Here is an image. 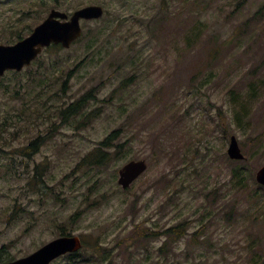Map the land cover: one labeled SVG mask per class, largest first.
Returning <instances> with one entry per match:
<instances>
[{
    "label": "rangeland",
    "instance_id": "rangeland-1",
    "mask_svg": "<svg viewBox=\"0 0 264 264\" xmlns=\"http://www.w3.org/2000/svg\"><path fill=\"white\" fill-rule=\"evenodd\" d=\"M241 1L0 0V44L52 9L106 10L21 82L0 81V264L63 232L84 250L54 264H264V0ZM92 90L84 114L63 122L61 104ZM113 132L106 164L85 161ZM232 136L245 161L228 157ZM38 138L36 156H20ZM132 160L148 169L122 190ZM182 224L183 237L166 234Z\"/></svg>",
    "mask_w": 264,
    "mask_h": 264
},
{
    "label": "water",
    "instance_id": "water-1",
    "mask_svg": "<svg viewBox=\"0 0 264 264\" xmlns=\"http://www.w3.org/2000/svg\"><path fill=\"white\" fill-rule=\"evenodd\" d=\"M104 15L101 6H88L76 11L70 20L68 15L53 11L50 17L32 35L14 46L0 45V76L7 71H22L30 66L32 61L42 52L43 48L52 43L62 44L69 48L73 42L82 36L81 20L99 19ZM228 155L232 160H244L245 156L239 146L238 140L232 136ZM144 160L131 161L119 171L118 184L129 188L146 170ZM256 180L264 186V166L256 173ZM82 248L78 237H62L54 240L35 253L5 264H51L55 259L67 253L78 252Z\"/></svg>",
    "mask_w": 264,
    "mask_h": 264
},
{
    "label": "trees",
    "instance_id": "trees-1",
    "mask_svg": "<svg viewBox=\"0 0 264 264\" xmlns=\"http://www.w3.org/2000/svg\"><path fill=\"white\" fill-rule=\"evenodd\" d=\"M246 1L247 0H242L241 3L244 4ZM262 11L263 10L261 8L260 11L257 13V15H259ZM103 32H104L103 29L99 32H98V30L96 31L94 37H96L97 39L91 40V46L92 47H95V48L97 47L101 37L103 36ZM81 40L82 39H80L79 41H81ZM53 49L59 50V47H53ZM46 69H49V67H47ZM52 70L54 71L53 66H50L49 71H52ZM70 74H71V72H70ZM11 75L18 77L19 82L22 81L23 73L12 72ZM4 80L5 79L3 77L0 78L1 83ZM31 80H33V79H31ZM125 83H127V81ZM254 90H255V84L252 83L251 84V91H254ZM4 91H6L5 88H4ZM17 93H18V91H17ZM95 97L96 96L94 94V90H92V91H89L86 94H84L78 100L72 101L68 106L61 104L60 118L62 119L63 122L68 123V122H70V120L74 119L75 117L83 115L84 111L88 107L89 101L94 99ZM18 119H19L18 122H21L22 118L18 117ZM6 123H7V121H6ZM9 125L11 127H14L15 122L13 120H11L9 122ZM85 125H86V123H83V126H85ZM116 135H117V132H113L109 137H107L103 142H101L99 144V147L96 150H94V152L89 157H87L85 161H87L91 165H95V166L96 165H105L106 162L110 158V155L108 153V149H110V146L113 145L112 142L115 140ZM40 143H41L40 140L33 141L29 147L21 149L20 151H18L20 153V156H22L24 158H29L31 155H33L34 153L37 152L38 146L40 145ZM35 176L39 177L38 175H35ZM244 178H245V173H244L242 167H239V168L234 170V179H237V184H241V187L246 188ZM143 231H144L143 234H145L146 230L144 229ZM186 231L187 230L185 228V225L182 224V226L173 227V228L167 230V235L176 236L179 238V237H183L186 234ZM152 235H154V234H152ZM99 247L100 246H97L96 249H99ZM77 257H79L78 254L70 255L68 258L70 260H73V259H76ZM5 261L6 260H4L3 262H5Z\"/></svg>",
    "mask_w": 264,
    "mask_h": 264
},
{
    "label": "flooded vegetation",
    "instance_id": "flooded-vegetation-1",
    "mask_svg": "<svg viewBox=\"0 0 264 264\" xmlns=\"http://www.w3.org/2000/svg\"><path fill=\"white\" fill-rule=\"evenodd\" d=\"M13 1H15V0H3L2 4L6 6V5H9L10 3H12ZM16 1H18V0H16ZM32 2H33V3H37V1H32ZM33 5H38V4H33ZM17 10H19V9H17L16 7H11L10 9H7L5 12H3V15H4V19H3V20H5V22H3V23H4L6 26H10V25H11L10 18H9V16H8V13H10V12H14V11H17ZM31 31H32V28L28 27V28H27V35H28L29 32H30V34H31ZM30 34H29V35H30ZM27 35H26V36H27ZM26 36H25V37H26ZM16 39H17V41L23 39V34H22V33H19ZM15 43H16V42H15ZM10 44H14V43H12V42H8L7 45H10ZM35 156H36V155L32 156V157L30 158V160H32ZM35 167H36V166H35ZM63 235H65V233L60 234V237L63 236Z\"/></svg>",
    "mask_w": 264,
    "mask_h": 264
}]
</instances>
